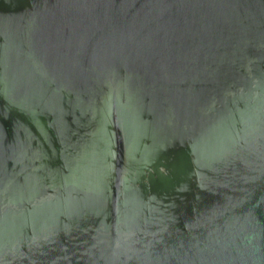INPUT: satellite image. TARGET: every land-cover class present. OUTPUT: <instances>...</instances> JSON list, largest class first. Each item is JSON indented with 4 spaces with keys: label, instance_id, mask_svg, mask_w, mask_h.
Returning <instances> with one entry per match:
<instances>
[{
    "label": "water",
    "instance_id": "95a60500",
    "mask_svg": "<svg viewBox=\"0 0 264 264\" xmlns=\"http://www.w3.org/2000/svg\"><path fill=\"white\" fill-rule=\"evenodd\" d=\"M0 264H264V0H0Z\"/></svg>",
    "mask_w": 264,
    "mask_h": 264
}]
</instances>
